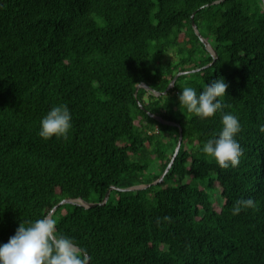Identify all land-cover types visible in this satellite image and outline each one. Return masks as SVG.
<instances>
[{
    "label": "trees",
    "instance_id": "1",
    "mask_svg": "<svg viewBox=\"0 0 264 264\" xmlns=\"http://www.w3.org/2000/svg\"><path fill=\"white\" fill-rule=\"evenodd\" d=\"M213 1L0 0V243L64 198L98 202L111 186L144 184L113 188L104 204H60L57 231L86 264H264V2ZM211 15L213 71L180 70L228 83L223 112L239 118L243 154L227 169L195 151L219 132L221 112L180 109L177 82L163 92L175 76L161 64L166 48L194 57L203 42L193 20L199 28ZM221 51L239 66L214 68ZM60 103L72 114L68 138L44 140L39 121ZM249 197L255 208L232 215Z\"/></svg>",
    "mask_w": 264,
    "mask_h": 264
},
{
    "label": "clouds",
    "instance_id": "2",
    "mask_svg": "<svg viewBox=\"0 0 264 264\" xmlns=\"http://www.w3.org/2000/svg\"><path fill=\"white\" fill-rule=\"evenodd\" d=\"M227 88L228 83L219 78L206 83L200 91L184 86L178 95L180 109L200 119L221 112V128L203 144L202 151L224 169L238 166L243 154L236 139L242 128L239 118L232 112H223L222 98ZM72 126V114L68 106L56 104L41 117L38 135L44 140L53 137L67 139ZM259 131L264 133V123L259 125ZM255 206L253 198H240L234 201L231 214L238 215ZM163 219L171 220V217L165 216ZM56 223L48 215L21 221L14 234L6 242L0 243V264H86L83 250L72 237L59 233Z\"/></svg>",
    "mask_w": 264,
    "mask_h": 264
},
{
    "label": "rangeland",
    "instance_id": "3",
    "mask_svg": "<svg viewBox=\"0 0 264 264\" xmlns=\"http://www.w3.org/2000/svg\"><path fill=\"white\" fill-rule=\"evenodd\" d=\"M214 20L215 18L211 15L207 17L205 20H203L202 22H200L198 29L200 33L202 34L203 38H201V41L203 42V44L198 45L197 52L194 57L190 56L189 51L186 49L183 52L178 51L179 50L178 47L180 46V44L172 43L166 48L167 50L162 56L161 64L166 65L168 63H171V65L174 66L175 68L174 75H177L178 73H180V71H182L180 70V68L182 67H189L191 65H194L195 63H201V62L205 63L203 67H209L210 71L212 72L213 71L212 67L214 66L215 60L217 59L214 48L218 46L217 42L214 39V36L210 32L211 25L215 23ZM185 42H186L185 39H183L181 44H185ZM212 55L214 56L213 60L210 62H206V60ZM237 66H239L238 63L231 62L228 58L227 53L221 51L220 59L218 60L216 67L214 68H216L220 72H225V71H230L236 68ZM198 68L183 69V70H187L188 72L180 74V76L175 81L177 82V87H178L177 90L179 91V93L181 91V88L184 86H191L197 89L199 86L204 85L203 77H202V74L200 73H205V71L203 72L201 71L199 73V71L201 70V67H198ZM193 69H198V70L190 71ZM179 93L176 94V90L169 91L170 95L176 94L177 98H178ZM157 137L158 139H164V140H167L170 138L167 131H163ZM195 151L197 152V154H199L200 157L206 158L208 160H214V158L206 155L200 149H195ZM152 168L153 166H151L150 168L151 171H152ZM149 173H150V170L147 172V175H149ZM186 179H187L186 176L181 177V182H184ZM202 181H203L202 179L198 180V182H200L201 184H202ZM210 193L212 194L213 199L217 198L216 192L214 190H210Z\"/></svg>",
    "mask_w": 264,
    "mask_h": 264
},
{
    "label": "water",
    "instance_id": "4",
    "mask_svg": "<svg viewBox=\"0 0 264 264\" xmlns=\"http://www.w3.org/2000/svg\"><path fill=\"white\" fill-rule=\"evenodd\" d=\"M219 1H221V0L213 1V2H211V3H208V5H209V4L216 3V2H219ZM263 2H264V0H263ZM192 17H193V19H194V16H193V15H192ZM193 24H194V27H195L197 33L200 35L201 38H203V37H202V34L200 33V31H199V29H198V27H197V25H196V23H195L194 20H193ZM212 49H213V48H212ZM185 72H188V71H187V70H184V71H181L180 73H178L177 75H175V76L171 79V81H170V83L168 84L167 88H166L163 92L166 93V92L168 91V89L174 85V83H175L177 77L179 76V74H182V73H185ZM143 85H144L145 87L151 89L152 91H154L156 94H160V93H161V91L154 90V89L150 88L149 86H147V85H145V84H143ZM138 88H139V87H138ZM151 115L155 116L156 118H158V119L161 120V121H165V120L162 119V117H161L160 115H158V114H156V113H151ZM173 123H174V122H173ZM182 137H183V132H182V128H180V136H179V140H178L177 146H176V148H175V152H174V154H173V157H172L170 163L168 164L166 170L164 171V173L160 176V178H159L158 180L163 179L164 176H165V174H166V172L170 169V167H171V165H172V162L174 161V159H175V157H176V155H177V153H178V151H179V149H180L181 141H182ZM158 180H157V181H158ZM155 182H156V181H155ZM150 184H151V183H150ZM143 186H145V185H144V184H136V185L128 186V187H125V188H120V187H117V186H111V187L106 191V194H105L103 200H102V201H98V202L87 201V200L82 199V198H74V197L64 198V199H62L61 201H59L58 203H56V204L50 209V211L48 212L47 215L50 216V217H52L54 211L58 208V206H59L60 204H63V203L71 202V203L81 204V205H83V206H85V207H90V206H94V205H96V204H98V203H102V204L106 203L107 200H108V198H109V196H110V192H111V190H112L113 188H119V189H136V188H140V187H143Z\"/></svg>",
    "mask_w": 264,
    "mask_h": 264
}]
</instances>
